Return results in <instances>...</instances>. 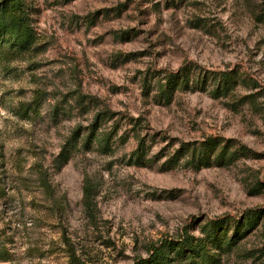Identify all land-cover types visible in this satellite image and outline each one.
<instances>
[{
  "label": "rangeland",
  "instance_id": "rangeland-1",
  "mask_svg": "<svg viewBox=\"0 0 264 264\" xmlns=\"http://www.w3.org/2000/svg\"><path fill=\"white\" fill-rule=\"evenodd\" d=\"M23 2L33 41L0 35V264H133L256 208L220 264H264V0ZM183 64L188 86L166 102ZM221 70L233 71L225 93L212 90ZM105 110L107 144L82 137L60 164Z\"/></svg>",
  "mask_w": 264,
  "mask_h": 264
},
{
  "label": "trees",
  "instance_id": "trees-1",
  "mask_svg": "<svg viewBox=\"0 0 264 264\" xmlns=\"http://www.w3.org/2000/svg\"><path fill=\"white\" fill-rule=\"evenodd\" d=\"M25 6L23 0H0V35L14 38L12 45H19L22 48H27L34 38L29 27ZM190 77V67L186 64L169 71L165 77V84L162 86V98L166 102H170L176 92L187 88ZM214 77L212 90L225 93L233 80V71H216ZM79 101L83 102V96L80 97ZM111 115L108 110L98 111L93 115L88 125L77 127L62 146L57 159L59 163L65 164L68 162L71 150L78 148L79 140L82 137L85 146L93 142L105 146L109 137L100 131V124ZM131 130H134V128H131ZM133 136L138 138L137 133L135 135L133 133ZM139 140L142 144V138ZM216 145V138H209L201 144L203 152L198 157V164L207 158L209 150L214 149ZM182 148L177 149V153L182 152ZM223 148L225 149V147H222L221 152L224 150ZM225 156L221 153L215 159L223 160ZM90 194V189L85 187L84 195L87 203H90L88 196ZM262 213L263 210L256 208L248 209L237 220H230L225 216L212 217L200 225L199 236L193 237L188 235L187 232L181 231L176 237H166L160 242L152 244L148 249L149 254L147 257L140 258L133 264H220L222 256L230 252L240 238L251 233L258 226ZM231 226H234V228ZM229 227L234 229V233L230 237L226 235V230Z\"/></svg>",
  "mask_w": 264,
  "mask_h": 264
}]
</instances>
